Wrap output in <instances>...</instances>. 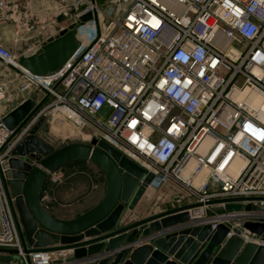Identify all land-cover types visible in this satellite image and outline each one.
Returning a JSON list of instances; mask_svg holds the SVG:
<instances>
[{"label":"built area","instance_id":"obj_1","mask_svg":"<svg viewBox=\"0 0 264 264\" xmlns=\"http://www.w3.org/2000/svg\"><path fill=\"white\" fill-rule=\"evenodd\" d=\"M58 1L57 16L75 23L80 45L64 65L34 75L0 43L1 75L21 79L13 84L26 98L18 106L31 90L42 96L15 129L0 121V250L16 251L22 264L73 256L72 249L25 253L8 193L11 152L40 118L58 138L104 141L152 175L149 189L176 184L185 191L176 204L193 206L188 225H229L226 238L238 230L244 243L264 246V232L244 227L264 224V0H132L115 15L128 0L103 8ZM29 8L28 0H0V24L18 16L22 30L33 31ZM87 13L92 18L77 24ZM8 101L0 83V103ZM47 178L62 181L59 170ZM226 205L251 208L226 212Z\"/></svg>","mask_w":264,"mask_h":264},{"label":"water","instance_id":"obj_2","mask_svg":"<svg viewBox=\"0 0 264 264\" xmlns=\"http://www.w3.org/2000/svg\"><path fill=\"white\" fill-rule=\"evenodd\" d=\"M91 18L87 13L79 23ZM79 46L75 23H71L46 39L34 53L20 57L19 65L34 75H44L64 65ZM39 106L27 100L0 121L7 129H15ZM108 110L104 107L100 115L105 117ZM43 122L40 118L12 150L6 172L25 253L73 250L72 257L53 264H264V246L244 243L238 230L226 238L229 225L212 230L210 224H186L187 210L193 206L174 208L111 231L122 211L121 202L132 195L128 208H133L146 192L152 175L144 176L143 169L104 141L70 143L54 149L38 136ZM74 161L96 166L104 177L105 190L90 209L74 218L60 219L46 210L40 193L48 173ZM242 208L251 207L226 205L225 211ZM244 227L257 235L264 232L263 223L247 222ZM84 238L89 239L81 241ZM0 252L16 254L13 250Z\"/></svg>","mask_w":264,"mask_h":264},{"label":"rangeland","instance_id":"obj_3","mask_svg":"<svg viewBox=\"0 0 264 264\" xmlns=\"http://www.w3.org/2000/svg\"><path fill=\"white\" fill-rule=\"evenodd\" d=\"M93 1L99 8H103L112 0ZM131 2L132 0H128L126 3L120 4L115 8L112 14L115 15V12L118 14L120 8L126 7ZM19 12H22V10H18V15ZM34 18L37 19L35 21L34 30L27 34L22 30L21 19L18 16H13L12 20L0 24V43L13 55L19 58L20 55L26 53L29 48L32 47V51L36 49L35 43L37 38H41L42 44L50 37L49 35H52L50 32L54 31L53 20L44 24L39 21L38 16L34 15ZM77 24H79V22H77ZM38 28H40V33H38ZM27 37L29 39L26 42L25 39ZM3 70L7 72V70ZM12 78L14 81L10 83L8 77L0 73V83L4 84L7 88L9 100L8 102L0 103V116H4L6 113L8 114L17 108L15 104L22 99L21 95L16 91V86L13 85L14 83H19L21 79L15 74H12ZM27 94L32 98H42L41 93L39 97H37V92H30ZM50 131L46 129L43 122L38 136L54 149H58L70 143L89 144V140L84 138L74 137L71 140H65L56 137L55 133ZM59 171L62 175V181L60 183H51L48 178L43 183L45 191H41L40 198L47 211L64 218H71L93 207L101 199L105 189V181L103 175L96 166L86 161H74L63 166ZM163 188H165L164 192L171 200L165 199L164 195L158 193L147 196L146 190L131 209L128 208V205L132 195L127 201L121 202L122 211L116 219L111 231L123 228L136 221L170 211L171 209L182 207V203L178 206L173 197L185 195V191L170 181L162 184L159 190ZM163 199H165V201H162ZM182 202L189 204L191 199L186 198ZM187 223L188 222H186V224ZM0 264H22V262H20V256L17 254L0 253Z\"/></svg>","mask_w":264,"mask_h":264},{"label":"crops","instance_id":"obj_4","mask_svg":"<svg viewBox=\"0 0 264 264\" xmlns=\"http://www.w3.org/2000/svg\"><path fill=\"white\" fill-rule=\"evenodd\" d=\"M29 1V3H30V8H29V10H30V13L31 14H33V15H36V16H38V18H39V21H41L42 23H47L48 21H50V20H53L54 21V31H52V32H50L52 35H49L50 37L51 36H55L58 32H59V30H60V28H64V27H66L67 26V24H68V18H67V16H65V15H63V16H61V17H58L57 16V14H58V12H60V9H59V1L58 0H28ZM101 5H104V4H101ZM53 17H54V19H53ZM62 19V20H61ZM39 30H40V28H38V33H40L39 32ZM26 33V32H25ZM27 34V33H26ZM28 37L25 39V41L27 42L28 41ZM41 39V38H40ZM39 38H37V40H36V44H41V40H40ZM32 47L31 48H29V50L26 52V53H23V54H21L20 55V57H22V56H28V55H30V54H32V53H34V50L32 51ZM31 92H35L36 93V91L35 90H31ZM39 96V94H37V97ZM26 98H22L17 104H15V106H18V104L20 103V102H22L23 100H25ZM28 99H31V100H33L34 102H36V103H38L39 101H41V99L42 98H28ZM9 112V111H8ZM7 114V113H6ZM44 188H45V186H43L42 187V190L41 191H45L44 190ZM105 190V189H104ZM164 190H165V188H163V189H161V190H158V191H154V190H152V189H147V196H151L153 193L155 194V193H158V194H162V195H164V198L166 199H169L170 197L167 195V194H165V192H164ZM151 192V193H150ZM42 197V196H41ZM165 199H163L162 201H165ZM42 200V199H41ZM169 200H171V199H169ZM44 205V204H43ZM46 208V207H45ZM90 209V208H89ZM88 210V209H87ZM49 212V211H48ZM85 212V211H84ZM50 213V212H49ZM83 213V212H82ZM50 214H52L53 216H55V217H57V218H60V219H71V218H74V217H76V216H78V215H80V214H78V215H76V216H73V217H71V218H64V217H61V216H58V215H55V213H50ZM130 233L131 232H128L127 233V236H129L130 235ZM89 238H84V239H82L81 241H84V240H88ZM80 241V242H81ZM58 246L60 245V244H57ZM134 247V246H133ZM86 248V247H85ZM81 260V259H80Z\"/></svg>","mask_w":264,"mask_h":264},{"label":"bare ground","instance_id":"obj_5","mask_svg":"<svg viewBox=\"0 0 264 264\" xmlns=\"http://www.w3.org/2000/svg\"><path fill=\"white\" fill-rule=\"evenodd\" d=\"M189 166L190 167H192L193 166V161H191L190 163H189ZM205 172L204 171H202V173L201 174H204Z\"/></svg>","mask_w":264,"mask_h":264}]
</instances>
